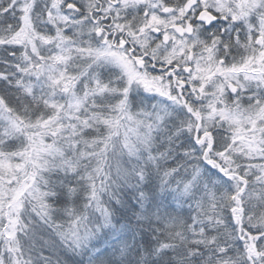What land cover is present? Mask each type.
I'll use <instances>...</instances> for the list:
<instances>
[{"label":"snow or ice","instance_id":"6c2138e0","mask_svg":"<svg viewBox=\"0 0 264 264\" xmlns=\"http://www.w3.org/2000/svg\"><path fill=\"white\" fill-rule=\"evenodd\" d=\"M0 264H264V0H0Z\"/></svg>","mask_w":264,"mask_h":264}]
</instances>
